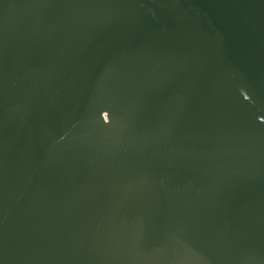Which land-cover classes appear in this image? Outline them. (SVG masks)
<instances>
[{
    "label": "water",
    "instance_id": "95a60500",
    "mask_svg": "<svg viewBox=\"0 0 264 264\" xmlns=\"http://www.w3.org/2000/svg\"><path fill=\"white\" fill-rule=\"evenodd\" d=\"M0 264H264V0H0Z\"/></svg>",
    "mask_w": 264,
    "mask_h": 264
}]
</instances>
